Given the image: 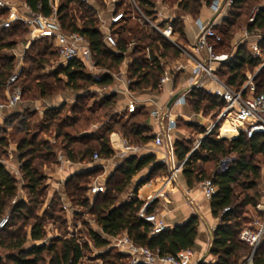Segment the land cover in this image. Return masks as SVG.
<instances>
[{"label":"trees","instance_id":"1","mask_svg":"<svg viewBox=\"0 0 264 264\" xmlns=\"http://www.w3.org/2000/svg\"><path fill=\"white\" fill-rule=\"evenodd\" d=\"M31 9L37 10L38 5L44 15L50 14L49 0H24ZM212 0H179L178 7L183 12H193L197 15L202 3L209 4ZM256 0H233V3L219 26L215 31L220 35L221 41L214 44V49L220 47H230L232 38V27L242 10L249 12L253 2ZM142 10L152 16V12L147 10L144 1L141 0ZM258 13L252 22L246 23V28L251 34H258L260 39L257 47L261 56H264V6L257 4ZM190 14V13H189ZM0 15H5L0 12ZM57 15L66 32L79 31L86 36L89 41L96 65L109 70H117L124 59V54L128 50V43L135 39L129 56L131 61L128 65L127 77L129 88L138 91L146 88L158 89L159 80L164 72L160 64V58L167 56L178 57L180 50L172 45L160 34L152 36L144 30L142 26L135 25L133 28L127 26L128 23L119 25L114 31L117 39L118 53L109 50L103 43V36L98 28V20L95 11L81 0H58ZM128 20V18H127ZM179 25L178 28H175ZM173 32H177L179 39H185L184 30L181 28V20L175 19L171 22ZM26 29L22 24L0 32V102L4 101L5 84L12 74L15 57L6 55L7 51L14 49L24 38ZM184 35V36H183ZM34 54H31L30 53ZM156 53L158 55L156 56ZM5 54V55H4ZM57 59V53L53 46L46 40H38L30 44L24 53L23 60L30 62L31 67L19 73V80L24 75V80L32 77L38 79V72L43 69L44 64L51 58ZM259 61V57H254L247 51V43L239 45L234 56L228 62L222 63L216 70L217 76L227 85L234 89H239L246 79L245 71L254 69ZM57 70L50 76L54 82L49 84L38 82L39 88H22V101L27 92L33 91L32 99L50 97L64 89L73 91H88V87L98 86L101 88L110 86L114 79L112 74L106 72L100 76L88 74L82 64L71 62L66 67L57 66ZM33 72L35 73L33 75ZM62 74L66 78V85L71 88H59L56 86L55 75ZM61 80L58 78L57 82ZM81 82L82 84H78ZM255 91H264V71L254 78ZM21 85V84H20ZM86 87V88H84ZM36 90L38 95H36ZM90 97L88 93H80L76 96L74 103L69 106V114L60 117V113L67 104L50 107L44 110L40 125L37 131L30 130L31 115L35 114L29 108L22 111H13L5 115L2 123L5 130H11L15 125L17 133H22L14 149V156L19 162L20 179L10 172L5 165L0 163V217L7 211L10 213L8 224L0 230V248L8 250L4 256H0V264H79L85 252L89 251V243L97 248H105L99 258L103 259V264H123L122 259L126 255L109 248V238L125 232L127 236L136 244L146 246L152 250H157L159 255H174L181 249L191 248L197 235L198 220L191 216L189 220L173 228H167L159 234L150 235L151 225L138 216V212L143 205L136 196L130 200L118 203L119 196L130 185L132 178L141 170L151 166V170L146 177L139 180L134 188V194L147 181L153 178L156 172L164 171L161 164L156 163L152 154L143 156L130 155L118 165L109 175L105 182V191L94 194L93 197L87 195L90 179L97 175L99 170L77 173L65 180V195L72 206H79L92 216L95 224L100 229L97 232L87 229L86 241H80L74 237H53L48 242L40 244L26 245L27 220H34L30 223L29 236L33 242L45 239L44 222L46 219L54 221L60 220V225L67 222V214L59 206L60 216H54L55 204L61 203L59 197L53 198L51 205L53 211L40 209L41 213L32 216V211L42 204L41 197L46 192L45 177L41 170L56 162L55 145H59L65 156L70 161H90L94 153L100 158L106 159L113 155L110 147L109 135L113 131L119 132L129 143L148 142L151 136L144 135L140 122L145 118V111L138 109L130 113L126 120L112 117L111 111L116 104V95L105 96L94 101L92 108L85 106V101ZM186 103L190 109L198 113L203 111H218L223 105V101L207 93L202 88H192L185 96ZM85 110L86 116H82ZM99 112L98 114H96ZM112 118L104 123L97 130L88 134H82L87 130L89 124L107 117ZM142 116V119H138ZM101 119V120H102ZM81 122L84 124L80 125ZM187 125H191L187 123ZM82 127V128H81ZM0 134V159L8 157V141L5 130ZM205 130L202 129L201 133ZM227 135L226 129L221 130ZM49 133L55 139L51 143L48 139L41 137ZM216 126L205 135L200 141L197 149L187 156L191 148L184 141H176L174 144L175 154L179 160H185L182 174L188 186L194 182H201L204 179H211L217 186L216 194L210 199V209L214 218H218V225L212 231V238L208 255L216 257L209 264H239L241 257L250 252V247L238 239L239 233L247 228L251 217L248 214L241 216L242 209L251 207L257 217L262 214L255 210V205L261 197L260 191L252 194L245 193L241 200L235 193L234 185L246 191H251L256 187V182L260 178V166L255 162L256 156L264 158V135L257 134L247 138L240 134L237 138L227 140L219 139L215 135ZM227 156H234V160L228 164L223 171H218L215 166L219 161ZM212 161L214 168L211 174L200 169L198 162L206 163ZM241 177L245 181H241ZM249 179V180H246ZM22 181L19 188V182ZM264 190V180L262 182ZM25 194V199H18V191ZM242 192V191H241ZM264 193V191H263ZM229 208L224 211V208ZM147 213L152 212V208H146ZM56 213V212H55ZM78 214V212H75ZM244 224V226H242ZM5 233V234H3ZM3 234V235H2ZM2 235V236H1ZM246 255V256H247ZM254 264H264V240L257 249ZM197 264H204L198 262Z\"/></svg>","mask_w":264,"mask_h":264},{"label":"built area","instance_id":"2","mask_svg":"<svg viewBox=\"0 0 264 264\" xmlns=\"http://www.w3.org/2000/svg\"><path fill=\"white\" fill-rule=\"evenodd\" d=\"M81 1H84L95 11L98 20V28L103 36V43L109 50L118 53L117 39L113 33V28L116 25L125 24L129 17V12L136 13L141 24H147L160 32L163 37L167 38L178 47L180 55L182 54L192 61L193 78L189 83V88L202 87V81L205 79L213 83L214 87H207L206 91L220 98L224 103L217 114L218 120L222 119L229 121L232 131L237 135L244 134L247 138H251L257 134L264 135V91L258 93L255 91L253 78L244 82L239 89H234L217 76V68L222 63L231 60L233 55L215 51L214 44L221 41L220 35L215 31V21L202 22L197 20L199 33L195 43L192 45V52L195 54L202 53L203 56L194 58V56L184 49H181V46L173 41L174 34L170 23L175 20V18L164 15L162 0H142L147 10L154 14V18L148 16L142 10L140 5L141 0ZM232 3L233 0H213L210 7L214 14L219 15L229 9ZM57 4L58 0H49L50 14L44 15L40 10V5H38L37 10H33L24 0H0V12L5 13L4 16L0 15V32L16 24H22L26 29L23 41L24 45L22 47L23 53L28 49L31 43L46 39L57 53V66L66 67L71 62H77L84 66L88 74L96 76L102 69H99L96 65L94 53L91 50L88 39L79 31L66 32L62 29L57 15ZM257 13L258 8L256 7L249 17V22L254 20ZM131 16L133 18V15ZM247 35L248 32L246 31L244 37ZM128 45L129 48H132L135 45V41L129 42ZM250 47L253 56H259L257 43H253ZM23 53L21 54L23 55ZM123 54L125 55L126 52ZM261 67H264V61L261 63L260 68ZM183 68L184 66L179 64L173 68L172 71L171 69L164 70L158 86H161L167 81H171L173 72L181 71ZM20 71L21 66L17 65L5 84L6 98L4 101L0 102V114L12 112L18 104L22 102V90L18 85ZM185 95L186 92L185 94H181L176 102H184ZM135 109L136 104L130 102L127 106V111L131 113L134 112ZM152 114L159 124L166 121L164 127L166 132L170 131L175 126V120L170 118L169 115L165 117L160 111H153ZM153 141L156 145H162L163 131H159L155 134ZM136 150L137 147L123 141L121 156ZM62 159L63 158H59L61 162L68 161ZM92 159L95 161L101 160L97 153L93 154ZM233 160L234 156L222 158L218 164V171L225 170L228 164ZM162 161H166V158L162 159ZM99 191L100 188L97 185H92L89 189L91 195ZM199 191L204 198L210 200L216 194L217 186L211 179H204L199 184ZM148 204L149 202H145L142 205L138 212V216L151 225L149 230L150 235L159 234L167 229L166 223L154 213L146 212ZM62 207L67 214L68 222H70L75 213V208L63 201ZM228 209V207L224 208V211ZM255 210L262 214L261 220L257 219L254 226L243 229L238 235V239L250 247V252L242 264H254V255L264 240V194L258 199ZM9 218L10 213L8 211L0 217V230L8 224ZM42 242L46 241L43 240ZM110 245L117 248L119 253L129 257L128 262L125 264H197L199 262L193 260L191 248L181 249L174 255H159L157 250L136 245L126 233L113 236Z\"/></svg>","mask_w":264,"mask_h":264},{"label":"crops","instance_id":"3","mask_svg":"<svg viewBox=\"0 0 264 264\" xmlns=\"http://www.w3.org/2000/svg\"><path fill=\"white\" fill-rule=\"evenodd\" d=\"M211 3L212 2H210L209 4H202L201 10L196 17H190L188 14L186 16L181 15V13L179 14V16H175V19H178L179 17V19H182L184 23V33L186 35L185 39L188 42L187 45L190 47V54L194 56V58H200L201 56H203L202 53L195 54L194 52H192V45L195 43L199 33L197 20H200L202 22L215 21L216 27L221 24L224 18H226L227 13L230 9L229 8L223 13L217 15L213 13L210 7ZM165 11L166 9L163 13H165ZM259 39L260 36L258 34H248L242 39V41H246L247 48L250 51V45H252L253 43H258ZM23 41L24 38L17 44L14 49L11 50V56L15 57V63L20 66L23 65V57L25 53L22 52V47L24 45ZM235 50L236 48L229 54L234 56ZM21 53H23V55ZM128 56L126 57V54L124 55V59L120 64V73L116 77V80H114L113 82V88H108L109 86L104 88H90V91H94L97 94L99 93V97L102 98L113 94L116 95V104L110 113L111 115H116V118H119L122 115L128 116L130 113L127 111V106L130 102H134L136 104L135 111L138 109H142L146 113L145 118L140 122V125L143 130H145L143 134L151 136V139L148 142H138L135 144H131L119 132L113 131L109 135V142L110 147L113 151V155L110 158H101V160L98 161H95L93 159H91L90 161H70L67 156H65L60 146L56 144L54 147V150L56 152V162L50 167L45 168L43 172V176L45 177V184L47 186V195H49L48 197H50L51 199H53V196H58L59 199H61V202L63 201L71 205L64 191L65 180L74 174L98 169L99 172L97 177H94V179H92L87 189V195L89 197H93L94 195H91L89 193L90 187L92 185H97L100 188L99 192H104L105 182L107 178L114 171V169L121 164L124 158L130 155L143 156L152 154L155 157L156 163L161 164L164 168V173L158 177L151 178L137 190L136 194H134L136 183L142 178L146 177V175L151 170L152 165L144 168L132 178L130 185L127 186V188L119 196L118 203L130 200V198L133 196H136L140 201L143 202V204L145 202H149L147 208L151 207V213H154L155 215H157V217L162 218L165 221L168 229L173 228L176 225H181L189 220L191 216H195L198 220L197 235L194 244L191 247V250L193 252V260L198 262L205 256L206 251L210 247L212 238L211 231H213V229L218 225L219 221L214 218L211 213L210 200L204 198L200 194V182H194L192 186L187 185L185 177L182 174L183 164L185 160H179L177 158L175 154L174 144L176 141L188 140L190 136L189 132L181 130L179 128V119H183L185 123H193L192 119L194 118L196 123H199V125H204L203 127H205L206 129V131L204 132L205 136L215 127V124L219 121L217 119L218 113L215 117L217 119L216 122L209 120L207 124H203L201 119H198V115H196L190 109L189 105L186 103V100L182 103L176 102L180 98L181 94H185V92L187 94L192 89L189 88V83L193 78V63L189 58L185 57L184 55H182V57L181 55H179L178 57L168 58L169 65L166 66L164 70L171 69L172 71V69L179 64H182L184 68L181 71L173 72L172 80L163 83L161 86H158L157 90L146 88L138 91H133L129 88L128 84L129 80L127 77V70L128 65L131 61L130 56ZM257 57L261 58L260 53ZM261 63H259L256 68L257 72L262 69V67L260 68ZM250 78H254L251 73H249L248 75V79ZM248 79H245L244 82H246ZM207 87L214 86L213 83H211L208 79H205L202 81V87L200 88L206 90ZM80 93L82 92H73L71 90H66L57 95H52L47 99L39 98L35 99L32 102L22 101L13 111H19L21 109H24L25 107L27 108L28 106L34 105L40 118L44 110L47 108L59 106L62 103H74L76 96H78ZM153 111H160L161 114H163L165 117L169 115L170 118L175 120V126L170 131L166 132L164 130L166 121H163L159 124L152 114ZM8 113L9 112L0 114V123L2 122L3 117ZM201 118L203 119V117ZM224 122L225 124L219 129L218 137L220 139L229 140L237 138L239 135L235 134L232 131V129L230 128V122L228 121L229 124L226 120H224ZM102 125V121L99 124H93L92 128L84 131L82 134L93 132ZM95 127L97 128L95 129ZM223 128L226 129L227 135L222 134L221 130ZM159 131H163L162 145H156L153 141L155 134H157ZM204 136H200V138L194 143L193 149L189 151L187 156L190 155L195 149H197L200 141ZM46 139H48L51 143H55V139L53 137H47ZM123 141H126L128 144L137 147V150L121 156ZM15 147L16 144L9 145L8 157L4 160H0V163L5 165L10 172H12L17 178L20 179L18 161L16 160V158H14L15 156L13 152ZM59 158H63L62 160L66 159L68 161L61 162ZM164 158H166V161L163 162L162 159ZM145 169L148 170L147 174L143 172ZM75 212H78V209H75ZM93 224H95V222ZM95 226L98 228L96 224ZM97 232L101 233L99 228ZM111 239L112 237L109 238L110 241Z\"/></svg>","mask_w":264,"mask_h":264},{"label":"rangeland","instance_id":"4","mask_svg":"<svg viewBox=\"0 0 264 264\" xmlns=\"http://www.w3.org/2000/svg\"><path fill=\"white\" fill-rule=\"evenodd\" d=\"M162 1H163L162 5L164 6V10L166 9V11L164 13L165 16L169 15L171 18H175V16L176 17L179 16L180 13H181V15H185V16L188 14L190 17H196L197 16L193 12L192 13L189 12L190 14L188 13V11L187 12H183L182 8L180 10V8L178 7V4H179L178 0H162ZM202 4H204V3H202ZM257 4H259L260 6H264V0H256L255 2H253V5L251 6V8H250L248 13H246V11L242 10L241 15L237 18V20H235L236 22L234 23V26L232 27L233 32H232V38L230 39V47H229V49L225 48V47H220V48L217 49V52L230 53L235 48H237L239 45H242L243 43H246V41H242V39L244 38L243 36H244L245 32L246 31L248 32V30L246 28V23L249 21V17L251 16V13H252L253 9L256 8ZM201 7H202V5H201ZM201 7L199 8V12L201 10ZM131 15H133V18H132ZM152 18H154V14H152ZM178 19H179V17H178ZM126 23H128L127 26L129 28H133L135 25L142 26L144 28V30H146V32L148 34L152 35L153 37L156 36V34H160V32H158L155 29L151 28L149 25L141 24V22L138 20V15L136 13L129 12V17H128V20H127ZM170 25H171V23H170ZM178 26L179 25H176L175 28H178ZM118 27H119V25H116L113 28V33ZM181 28L185 32V26H184V23H183L182 19H181ZM173 34H174L173 35V41H175V43H177L179 46H181V49H184L185 51L190 53V47L187 45V43H188L187 40L186 39L180 40L179 39V35H178L177 32L176 33L173 32ZM248 34H251V33L248 32ZM184 35H185V33H184ZM185 37H186V35H185ZM131 41H135V39H132ZM168 41L172 45H175L170 40H168ZM127 46H129V45H127ZM127 48H128L127 49L128 51L126 52V57L129 55V53L131 52L133 47L132 48L127 47ZM247 51L250 52L248 48H247ZM11 54H12L11 50L6 52V55H8V56H10ZM31 54H34V52L33 53L31 52L30 55ZM157 55H158V53H156V56ZM251 55H253V54L251 53ZM181 57H182V54H181ZM168 58H171V57L167 56V57H164V58H160V64L162 65L163 68H165L166 66L169 65ZM263 59H264V56H261V58H259L257 66L259 65V63L263 62ZM1 64H2V62H0V66H1ZM16 66H17V63H15L13 71L15 70ZM257 66L254 69H252V70L250 69V70L245 71L246 79H248L249 73H251V75H253L254 78H255L257 75H259L260 72L264 71V67H262V69L257 72V69H256ZM29 67H31L30 62L27 61V60H25V61L23 60V65H21V70H22V68L29 69ZM57 68L58 67L56 65V59L53 57V58H51L49 60V62L44 64L43 69H41L37 73L38 74V79L32 80V77H30V78L26 79L25 81H23L24 80V75H22L18 85L20 86V88L23 87V86L25 88H39L37 86L38 82H40V83L41 82H45L47 84H49L51 82H54V78L51 77L50 75L54 74V72L57 70ZM98 68L102 69V70L99 71L100 73L96 74V76H100V75L108 72V73L112 74L113 79L116 80V77L120 73V66H119V68L117 70H109V71L107 69L103 68V67H100V66H98ZM34 74L35 73L33 72V75ZM58 78L61 80L60 82H57ZM254 78L252 80H253V83L255 84ZM55 79H56L55 80V82H56L55 84L59 88H71V86H67L65 84L66 83V78L64 77V75H62V74L55 75ZM78 84H82V83L78 82ZM84 88H86V87H84ZM88 88H89L88 91H86V92L85 91H80V92H84V93L90 94V97L87 98V100L85 101V106L87 108H90V107L92 108V106H94L93 102L102 99V97H99V95H98L99 93L97 94L94 91L93 92L90 91V88H101V87L91 86V87H88ZM108 88H113V83ZM21 90H22V88H21ZM66 90H70V89H64L61 92H64ZM203 90H205V89H203ZM71 91H73V90H71ZM61 92H59V93H61ZM33 93H34L33 91L27 92L24 95V100L23 101L24 102L25 101H31V102L34 101L35 99H32ZM59 93H57V94H59ZM57 94H54V95H57ZM36 95H38L37 90H36ZM47 98H49V97H44L42 99H47ZM37 99H39V98H37ZM65 104H67V106L60 113V117H64L65 115L69 114V106L71 104H69V103H65ZM27 108H29L32 112H35V114L31 115V119H30V123H29L30 124V130H31V132L32 131H37L38 127L40 125V120H41L42 116L39 118V116L37 114V111H36V108L34 107V105L28 106ZM22 110L23 109H21L19 111H22ZM219 111H220V109L218 111L214 110V111H210L208 113H204L203 111H200L198 113L194 112V113L196 115H198V119H201L203 124H207V122L209 120L216 122L217 119L215 117H216V114ZM98 113L99 112H97L96 114H98ZM86 115H87V113L84 110L82 112V116H86ZM200 115H202V116H200ZM113 116L116 118V115H113ZM201 117H203V119ZM126 118H127V115L126 116L122 115V116H120L119 119L124 121V120H126ZM137 118L138 119H142L143 117L142 116H138ZM101 119L96 121V122H94V124H99V123H101V121L104 124V123L108 122L109 120H111L112 118H110V116H109V117H107L105 119H102V120ZM192 120H193L192 121L193 123H190L191 124L190 126L187 125V123H185L183 121V119H181V120L179 119L178 120L179 121L178 122L179 128L181 130H185V131L189 132V134H190L189 139L188 140H184V142H187L186 144L189 146V148H191V150L194 147V143L200 138V136H204V133L201 134L202 129L206 131L205 127H203L204 125H199V123H196L194 118ZM224 124H225V122L222 119H220L215 124V126H216L215 135H216L217 138H219L218 137L219 136V134H218L219 133V129ZM80 125L84 126V124L82 122H81ZM92 125L93 124H91V125L89 124L87 130L92 128ZM12 127L13 128L10 131L9 130H5L4 126H3V123L2 122L0 123V134H3L2 130L4 129L5 130L4 134L6 135V138H7V141H8L9 145L17 143L18 139L22 136V133H19V134L17 133L15 125L12 126ZM96 128L97 127H95V129ZM41 137L46 139L47 137H52V136H49V133H45V135H41ZM227 140H229V139H227ZM4 159H0V160H4ZM254 161L257 162L259 164V166H260V178L256 182V187L254 189H252L251 191H246L244 189L241 190L240 187L234 185L235 193L238 194V200H241L243 194L248 193V192L250 194H252L254 191L259 190L261 195L264 194L263 193L264 190L262 188V182L264 180V158L262 156H256ZM18 165H19V162H18ZM197 165L199 166L200 169L205 170L206 173L209 174V175L211 174V172H212V170L214 168V163L212 161L206 162V163L198 162ZM50 166L51 165L47 166L46 168H48ZM218 167H219L218 165L215 166V169H218ZM44 169L41 170L42 174L44 172ZM143 172H145V174H147L148 170L145 169ZM163 173H164V171L156 172L154 174L153 178L154 177H158V176L162 175ZM97 175L93 176L90 179V182L92 181V179H94V177L96 178ZM240 179H241L242 182L245 181V179L243 177H241ZM246 180H249V179H246ZM21 184H22V181L20 180L19 188L21 187ZM17 195H18V199H25L26 198L25 194L21 190L18 191ZM48 196L49 195H47V189H46V192L41 196L43 198L42 204L39 205L40 206L39 208L34 209L32 211V214H33L32 216H35L38 212L41 213L40 212L41 208L42 209H49V210L52 209L51 205L53 204V202H54L53 200L54 199H51ZM55 197H58V196H53V198H55ZM26 200H27V198H26ZM59 206H61L62 210L64 211V209L62 207V202L59 203V205L55 204V206L53 208L54 209V213H53L54 216H60ZM73 207L75 209H78V214L74 213V215L71 218V221L68 222V220H67L66 225L65 224H61L60 225V222H59L60 220H56V219L54 221L49 220V219L45 220V222H44L45 239L44 240L46 242H48L51 238L57 237V236L58 237H62V238L63 237L74 236L80 241V243H82V242L87 240L86 239L87 229H92V230L98 231V228L95 226V224H93L94 223V219L92 218V216L90 214H86L87 212L85 211V209H83V208H81L79 206H73ZM53 209L51 211H53ZM239 212H241V216H244L243 214H248V216L251 217L250 223L249 224H245L247 227L254 226L256 220L257 219L261 220V218H262V217H257L256 214L253 212V209L251 207H246V208L242 209V211L240 210ZM216 219L218 220V218H216ZM33 221L34 220L32 218L30 220H27L26 227L23 229V231H25L26 235H27L26 243H25L26 245H30V244H34V243L35 244H38V243L40 244V242H42V241L33 242L30 239V236H29L30 225L29 224L32 223ZM242 226H244V224H242ZM3 234H5V233H3ZM110 242L111 241L109 240V248L112 251H117V248L112 247L110 245ZM89 247H90L89 251L85 252L84 257L80 260L79 264H103L104 261H103L102 258H99V256H100V254H102L105 251V248L97 249V248L93 247L90 243H89ZM208 250H209V248H208ZM208 250L206 251L205 256L201 259V262H203L204 264H209V263L213 262L216 259V257H213L212 255H208ZM7 253H8V250L0 248V256H2L4 258V256ZM247 253H248V251H247ZM247 253H245V255L240 258L239 264L243 263L244 259L246 258ZM128 260H129V257L126 256L125 258L122 259L121 262H123V264H125L126 262H128Z\"/></svg>","mask_w":264,"mask_h":264},{"label":"bare ground","instance_id":"5","mask_svg":"<svg viewBox=\"0 0 264 264\" xmlns=\"http://www.w3.org/2000/svg\"><path fill=\"white\" fill-rule=\"evenodd\" d=\"M227 121V120H226ZM228 122V121H227ZM228 124H229V122H228ZM230 127V126H229ZM231 128V127H230Z\"/></svg>","mask_w":264,"mask_h":264},{"label":"water","instance_id":"6","mask_svg":"<svg viewBox=\"0 0 264 264\" xmlns=\"http://www.w3.org/2000/svg\"><path fill=\"white\" fill-rule=\"evenodd\" d=\"M199 262H201V260H199Z\"/></svg>","mask_w":264,"mask_h":264}]
</instances>
